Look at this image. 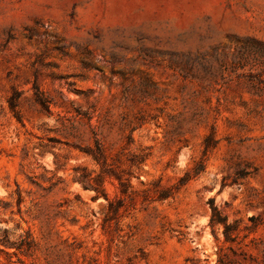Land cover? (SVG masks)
Here are the masks:
<instances>
[{"label": "rangeland", "instance_id": "obj_1", "mask_svg": "<svg viewBox=\"0 0 264 264\" xmlns=\"http://www.w3.org/2000/svg\"><path fill=\"white\" fill-rule=\"evenodd\" d=\"M246 39L264 43V0H0V236L34 245L18 257L262 260Z\"/></svg>", "mask_w": 264, "mask_h": 264}, {"label": "trees", "instance_id": "obj_2", "mask_svg": "<svg viewBox=\"0 0 264 264\" xmlns=\"http://www.w3.org/2000/svg\"><path fill=\"white\" fill-rule=\"evenodd\" d=\"M236 68L239 70H247V74L244 75L245 81L249 86L258 93L264 94V43L255 41L252 39H246L237 50L235 61ZM254 222L253 219H250ZM210 224L213 226L215 222L211 219ZM223 225V237L224 242H233L231 237L232 226H228L225 222ZM33 242L29 240V235L19 236L18 240L12 241L7 231H3L0 236V264H25L18 256H27V252L33 248ZM9 250H13L9 252ZM248 259V264H264V248L262 250L263 258L258 260L252 256H248L245 253L242 254ZM13 257L16 260H13ZM234 263V262H233ZM216 264H225L218 256ZM247 264V263H241Z\"/></svg>", "mask_w": 264, "mask_h": 264}]
</instances>
